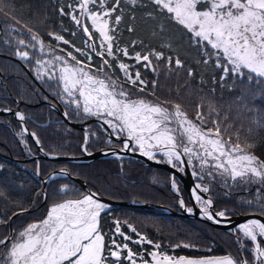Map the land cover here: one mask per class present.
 <instances>
[{
	"label": "snow or ice",
	"instance_id": "snow-or-ice-1",
	"mask_svg": "<svg viewBox=\"0 0 264 264\" xmlns=\"http://www.w3.org/2000/svg\"><path fill=\"white\" fill-rule=\"evenodd\" d=\"M149 3L151 9L147 15L180 26L200 50L202 59L199 62L205 65L211 62L219 69L222 88L225 81L233 88L239 87L238 107L246 113H255L257 110L249 102L255 95L251 90L253 82L264 85V0H149ZM147 6L144 0H124L123 5L122 0H75V4L67 5L68 12L60 6V14L70 16L87 35L85 48L72 45L76 54L64 48H60L61 54H57L52 41L68 46L70 40L58 32L42 31L38 27L41 21L18 15L12 0H0V13L11 22L6 21V24L13 33L26 36L16 41L15 55L25 64L34 66L37 79H54L62 85L58 96L66 102L64 116L69 117L67 108L74 105L73 112L78 118L94 116L101 121L100 127L106 126L110 154L118 161L125 159L122 152H138L148 160L166 163L180 173L190 168L191 176L198 181L191 196L203 218L221 224L227 217L237 214L228 209L217 210L211 196L203 195L210 192L209 184L204 183L205 177L210 181L219 178L224 185L229 181L233 185H259L257 199L243 201L248 206L246 211L254 214L234 230L240 252H249L251 259L244 255L237 258L230 253L169 254L161 250V243L140 234L127 219L121 221L113 217V224L105 230L102 221L112 208L104 202L101 192L81 191L74 185L64 184L60 188L64 198L51 202L44 216L19 231L9 229L0 236V264H264V198L260 196V188L264 187V157L253 150L256 147L254 141L245 139L242 143L238 132L235 140L231 134L225 136L231 125L222 128L219 111L212 99L198 94L194 115L190 116L181 99L161 100L156 97L158 80L147 81L140 68L157 73L163 62L169 74L184 71L191 77L194 73L179 55L173 57L171 54L175 51L174 42L162 22L159 32L154 33L160 40L159 47H148L144 51L146 46L142 40L125 46L120 44V25L125 18V8L130 9L131 15L138 7ZM127 30L134 31L132 27ZM62 31L67 29L62 27ZM45 36L50 39L46 40ZM164 49H168L167 54ZM94 57L99 58L96 65L92 63ZM124 58L134 63L125 62ZM117 69L123 73L122 81L115 76ZM213 82H217L215 76ZM210 91L214 93L215 89ZM149 96L156 98L149 99ZM15 116L20 122L27 119L23 112L17 111ZM248 118L253 124L264 127V115ZM252 131L250 127L249 135ZM24 133H28L26 127L20 134L22 142ZM29 135L35 138L36 145L43 152L44 146L36 133ZM113 137L118 144L113 142ZM81 150L91 155L87 131ZM45 155L57 158L61 152L50 148ZM36 163V175L39 176V161ZM68 175L63 168L58 173L60 177ZM56 178L57 175L50 177L51 180ZM170 184L179 194L175 175L170 177ZM43 195L46 199L47 194ZM0 198L8 199L2 189ZM178 204L188 213L193 212L182 197ZM29 210V207L19 206L10 215L0 216V225L10 224L12 216ZM130 243L140 246L147 243L153 249L147 251L146 258V250L141 247L134 251ZM181 246L199 248L190 242L171 245L173 249Z\"/></svg>",
	"mask_w": 264,
	"mask_h": 264
},
{
	"label": "trees",
	"instance_id": "trees-1",
	"mask_svg": "<svg viewBox=\"0 0 264 264\" xmlns=\"http://www.w3.org/2000/svg\"><path fill=\"white\" fill-rule=\"evenodd\" d=\"M15 4L18 15L24 19H33L41 21V30L58 32L70 40V45L65 46L62 43L52 41L57 47V54L60 48L74 52L72 45L85 48L84 41L87 35L71 20L68 15H61L59 7L64 6L65 12H68V4H75V0H12ZM147 7H138L130 13V9L125 8V18L120 25V44L122 46L130 45L132 41H144V51L148 47H159L160 40L154 33L159 32V24L164 23L170 33L175 51L171 54L173 57L179 55V58L187 67L193 70V76L189 77L187 72L173 71L168 73L163 66V62L158 67L157 73L148 69L140 68L142 76L149 82L157 79L156 97L161 100L165 98L181 99L186 105L189 115H194L195 105L202 94L215 103L219 111V120L222 128L231 125L225 136L231 134L235 140L236 133L240 135L243 143L245 139L254 141L256 144L253 149L257 155L264 157V127H259L252 123L249 116L264 115V85H258L253 82L251 86L252 96L250 106L257 110L255 113H246L238 107L237 96L240 94L239 87L233 88L230 82L225 81L222 88L219 83V69L211 62L207 65L200 63L202 56L200 50L192 44L188 34L178 25L168 22L164 18L152 19L147 15L151 9L149 0H144ZM124 0H122V5ZM132 16L135 19H132ZM8 18L0 13V110L20 109L25 114L26 128L41 140L46 153L50 148H55L61 152L59 157H82L87 154L82 152L81 145L84 141L85 131L88 132L89 152L97 153L110 150L107 145V135L100 125L97 124L95 117L87 119L78 118L73 112V106L67 108L69 112L68 120L73 123L85 125V130L75 129L66 124L62 117L50 105L59 107L63 112L66 110V102L58 96L62 91V85L56 80L41 81L37 79L35 68L31 64H25L15 55L16 41L26 36H20L13 33L7 26ZM90 24V22H88ZM41 24V23H40ZM43 26H46L43 27ZM19 27V26H17ZM67 29V31H62ZM128 27L134 31L129 32ZM73 33H75L73 35ZM45 39H50L45 36ZM97 43L99 41L97 40ZM139 47V44L137 45ZM131 52V47H130ZM166 54L168 49H164ZM74 54H76L74 52ZM78 55V54H77ZM78 58H81L78 56ZM125 62L133 64V61L124 58ZM93 65L99 63V58L94 57ZM115 76L123 80V73L118 69ZM217 82H213V77ZM203 77V83H201ZM215 89L212 93L210 89ZM202 90V91H201ZM156 97L149 96V99ZM204 111H207L205 105ZM83 115V113H81ZM227 117V119H225ZM252 128L249 135L248 129ZM22 124L13 116H4L0 118V189L8 194V199L0 198V216L10 215L19 206L29 207V212L23 215L12 216V227L19 231L28 223L38 220L45 215L50 203L62 200L64 197L60 193V188L64 184L75 186V188L84 191L81 186L71 178H58L49 183L46 187L47 199L44 202L43 184L41 180L50 174H54L61 168L66 169L74 178L85 182L88 189L100 191L103 198L114 202L132 203L136 205L162 206L179 211V197L172 191L170 184L171 175L158 168L150 167L147 164L132 159L125 158L122 162L115 157L98 159L90 163H70L65 161L38 160L40 175H36L37 163L29 161L30 153L38 154V147L34 141L24 135L22 142ZM114 143L115 142L113 141ZM27 145V147H26ZM121 163L123 170H121ZM204 182L209 184V196L217 210L228 209L235 211L236 215L254 214L246 211L247 205L243 203L246 200L255 201L257 199V184L245 185L235 184L231 181L227 185L220 182V179L209 180L205 177ZM179 191L185 199L187 195L181 185ZM260 196L264 198V187L260 188ZM189 203V201H188ZM112 212L104 217L102 224L105 230L113 224V217L121 221L127 219L134 224L138 232L146 235L148 239L161 243V250L168 251L174 255H223L232 254L234 257L241 255L249 257L247 251L241 253L240 245L236 242V236L224 231L215 229L204 223L188 220L180 217H173L159 210H145L136 207H114ZM235 216V215H231ZM8 225H0V236L9 230ZM126 232H130L127 228ZM134 239L135 234H133ZM182 242H190L199 246L198 249L191 248H172L171 245ZM248 242L245 241V245ZM134 251H139L141 247L147 251L153 249L152 245H136L130 243ZM211 249L209 252L208 249Z\"/></svg>",
	"mask_w": 264,
	"mask_h": 264
},
{
	"label": "water",
	"instance_id": "water-1",
	"mask_svg": "<svg viewBox=\"0 0 264 264\" xmlns=\"http://www.w3.org/2000/svg\"><path fill=\"white\" fill-rule=\"evenodd\" d=\"M16 112L17 111H5V110H1L0 111V117H3L5 115L15 116V113ZM60 115L63 118V120H64L65 123L69 124L70 126L74 127L75 129L85 130L84 125H80L78 123L70 122L67 119V117L64 116V113H61L60 112ZM98 123L101 124L102 122L101 121H98ZM105 128H106V126L103 127V129H105ZM29 133H31V132L28 131V135H29ZM29 136H31V135H29ZM112 139L114 141H117L116 137H113ZM116 150L119 151V148H117ZM105 152H108L109 154L108 155H105ZM110 152H111V150H109V151H101V152L93 153L91 155L86 154V155H84L82 157L53 158L51 156H46L41 151V153H42L41 159L53 160V161H65V162H71V163H79V164H81V163H88L89 161L98 160V159H102V158H110V157H113L110 154ZM121 155L125 156V158H132V159H136V160H139L141 162H144L145 164H147L150 167H155V168L162 169V170L170 173L171 176L172 175H175L176 178H177V180L183 186L185 192L187 193V195L189 197L190 203H191L192 208H193V212L192 213H188L185 209L180 208V212L177 213V212L171 211L169 209H166L164 207H160V206L153 207V206H150V205H142V206H136V207H139V208H142V209L165 210V211H167V213H169L172 216L181 217V218H185V219H193V220H196V221H200V222H203V223H205V224H207V225H209V226H211L213 228L220 229V230H225V231H228L230 233H232L237 228V226H238L239 223L245 222L251 215H253V214H250V215H238V216H234V217H227V219L225 220L224 223H221V224L213 223L212 221H209L206 218H203L201 216L200 210H199V206L196 205L194 199L191 196V190L194 187V185L196 184V181H195V178L191 176V169L190 168L189 169H186V172L185 173H180L177 170L171 168V166H169L168 164H166V163H157L155 161H150L146 157L141 156L138 152H131V153H123L122 152ZM59 172L60 171H58L56 174H54V175H57V178H60V176H58V173ZM51 176H53V175H51ZM50 177L45 181V183H44L45 186L51 180ZM63 178H71V179H73L74 181H76L82 187V189L84 191L88 189V187L85 184V182L81 181L78 178L72 177L70 175V173H69L68 177H63ZM203 195L206 196V197L209 196L208 193H204ZM103 200H104V202L110 204L111 206H116V207H130V206H134L135 207V205H132V204H129V203L113 202V201L108 200L106 198H103ZM9 229H13L12 228V222L10 223V228Z\"/></svg>",
	"mask_w": 264,
	"mask_h": 264
},
{
	"label": "bare ground",
	"instance_id": "bare-ground-1",
	"mask_svg": "<svg viewBox=\"0 0 264 264\" xmlns=\"http://www.w3.org/2000/svg\"><path fill=\"white\" fill-rule=\"evenodd\" d=\"M0 118H2V117H0ZM26 135H27L28 137H30V138L34 141V143H35V138H34V137L29 136L28 133H26ZM113 141H114V140H113ZM35 144H36V143H35ZM37 147H38V154H37V155H34L33 153H30L29 161L45 160V159H41V157H42V153H41L40 148H39L38 145H37ZM110 150H111V149H110ZM106 151H109V150H106ZM43 153L45 154L44 151H43ZM57 158H62V157H57ZM93 161H95V160H93ZM90 162H92V161H89L88 163H90ZM51 175H53V173L50 174L49 176H47L46 178H43V179L41 180V182H42V184H43V192H44V193H45V191H46V187L49 185V183H50L51 181H53V180H50L46 186L44 185L45 181H46ZM195 181L197 182L196 179H195ZM46 199H47V198H46ZM46 199L44 198V202L46 201Z\"/></svg>",
	"mask_w": 264,
	"mask_h": 264
},
{
	"label": "rangeland",
	"instance_id": "rangeland-1",
	"mask_svg": "<svg viewBox=\"0 0 264 264\" xmlns=\"http://www.w3.org/2000/svg\"><path fill=\"white\" fill-rule=\"evenodd\" d=\"M89 22H90V21H89ZM38 27H42V23H41V24L39 23V24H38ZM43 27L46 28V26H43ZM52 80H54V79H52ZM93 117H94V116H93ZM95 118H96V117H95ZM96 119H97V118H96ZM117 148H119V147H117ZM197 182H198V181H197ZM187 205H188V207H192L191 204H189V203H188ZM247 253L249 254V257H248V258L251 259V255H250V253H249V252H247ZM237 258H239V257H237Z\"/></svg>",
	"mask_w": 264,
	"mask_h": 264
}]
</instances>
